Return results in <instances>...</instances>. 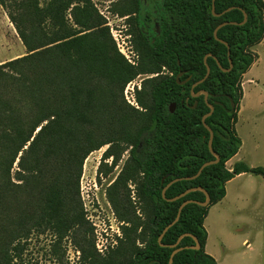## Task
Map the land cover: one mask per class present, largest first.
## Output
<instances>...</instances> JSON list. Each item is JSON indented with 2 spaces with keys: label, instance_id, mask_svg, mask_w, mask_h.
<instances>
[{
  "label": "trees",
  "instance_id": "obj_1",
  "mask_svg": "<svg viewBox=\"0 0 264 264\" xmlns=\"http://www.w3.org/2000/svg\"><path fill=\"white\" fill-rule=\"evenodd\" d=\"M0 6L26 50L0 63V264H12L19 255L14 240L26 239L34 228L54 235L52 254L59 263L66 238L79 251L80 264H168L174 248L161 246L158 236L184 200L202 202L205 194L197 189L166 198L192 187L204 188L209 204H186L160 242L174 244L189 233L199 248L187 247L195 242L183 236L171 264H217L205 251L209 207L224 197L235 175H261L264 181L262 166H226L241 146L234 127L240 79L256 58L251 48L264 37L263 0H214L215 13L231 7L220 16L212 13V0H125L117 13H153L157 23L148 38L131 29L136 66L117 50L93 0H0ZM244 12L247 20L239 24ZM224 21L237 24L220 27V41L213 30ZM207 53L209 75L192 88L206 72ZM139 73L156 75L142 80L135 107L122 90ZM209 104L213 111L205 123L219 161L191 178L215 159L202 123ZM106 144L98 173L109 157L111 169L125 150L128 156L106 190L121 237L100 254L78 182L84 159ZM14 162L18 183L10 175ZM175 178L163 198V187Z\"/></svg>",
  "mask_w": 264,
  "mask_h": 264
},
{
  "label": "rangeland",
  "instance_id": "obj_2",
  "mask_svg": "<svg viewBox=\"0 0 264 264\" xmlns=\"http://www.w3.org/2000/svg\"><path fill=\"white\" fill-rule=\"evenodd\" d=\"M124 1L93 0L109 27L117 50L130 64L136 66L139 55L134 47V36L129 31V26L125 24L123 16L115 11L122 7ZM4 13L0 6V63L26 52L14 26ZM129 33L133 37H130ZM256 49L261 59L240 79L244 97L234 127L241 140V146L238 155L227 163V167L235 161H242L249 166L264 167V46L255 45L251 48L257 57ZM154 75L156 74L139 73L128 81L122 90L124 101L132 106L137 105L136 94L141 88L142 80ZM132 86L134 99L130 96ZM126 89L128 98L134 104L126 100L124 94ZM107 147L108 144L92 151L84 159L78 182L79 199L94 227L95 246L100 254H106L110 247L118 243L117 237H121L119 227L121 223L113 212L106 190L118 176L128 156V150H125L111 169L109 166L112 157H109L105 160L107 166H103L102 172L98 173L101 156ZM16 165L14 162L10 175L12 181L18 183L14 175ZM133 187L128 183L131 200L134 199ZM204 227L208 234L206 252L216 259L217 264H264L262 176L244 173L227 184L226 197L209 207ZM54 239L50 230L38 231L35 228L26 239H15L14 244L17 250L19 249V255L13 258L12 264H80L79 251L74 248L71 240L66 238L61 244L64 259L59 263L52 254Z\"/></svg>",
  "mask_w": 264,
  "mask_h": 264
},
{
  "label": "water",
  "instance_id": "obj_3",
  "mask_svg": "<svg viewBox=\"0 0 264 264\" xmlns=\"http://www.w3.org/2000/svg\"><path fill=\"white\" fill-rule=\"evenodd\" d=\"M230 9H231V7L225 9V10L222 11L221 13H215V11H214V0H212L211 10H212V13H213L215 16H220L221 14H223L224 12H226V11H228V10H230ZM246 20H247V14H246V12H244V18H243V20H242L241 22H239V24H243ZM228 23L237 24V22H234V21H224V22H221L220 24H218V25L214 28V30H213V36H214L215 39L220 40V39L218 38V36H217V31H218V29H219L220 27H222L223 25L228 24ZM220 41H222V40H220ZM223 42H224V41H223ZM224 44L227 46L228 54H229V46H228V44H227L226 42H224ZM209 55H210V53H207V54L204 56V62H205V65H206V72H205L204 76H203L200 80H198L197 82L193 83V84H192V88H193L195 85H197V84L203 82L204 79L209 75L210 68H209V66H208V64H207V62H206V58H207V56H209ZM178 63H179V61H178ZM219 66H220V68H222V66H221L220 64H219ZM230 66H231V64H230ZM222 70H227V69L222 68ZM181 74H182V72H179V73L177 74L176 78L178 79L179 76H180ZM181 83H182V82H181ZM200 93H203V94H204V98H205V100H206V98H207V92L204 91V90H200ZM197 94H198V93H192V95H197ZM194 106H195V104H194ZM209 107H210L209 112L206 113V114H204V115L202 116V123L204 124V126H206V128H207L208 131H209L208 148H209L211 154L215 157V159H214V160H209V161L204 162V163L199 167V169L197 170L196 174L193 175L191 178H194V177L198 176V175L200 174V172L202 171V169H203L205 166H207V165H209V164H211V163H216V162L219 161V155L213 151V149H212V145H211L212 138H213V131H212V129H211L208 125H206V123H205V118H206L207 116H209V115L212 113V111H213V106H212L211 104H209ZM174 108H175V104H174V103L170 104V106H169L170 111H173ZM178 179H179V178H175V179L171 180L169 183H167V184L163 187V189H162V191H161V194H162V197H163V198H166V197H165V191H166V189L168 188V186H170L173 182H175V181L178 180ZM197 189H198V190H201V191L204 192V194H205V200L202 201V202H200V201H196V200H191V199L184 200V201L179 205V207H178V211H177V214H176L175 218H174L169 224H167V225L164 227L163 231H162L161 234L158 236V242H159V244H160L161 246H168V247H172V248H174V249L172 250L171 254H170L168 264H171V263H172V260H173V256H174V254H175L176 252H178L179 250L182 249V247H177V244L179 243L180 239H181L183 236H185V235H190V234H189V233L181 234V235L178 237L177 241H176L174 244H169V245H168V244H163V243L160 242V240H161L163 234L166 232V230H167L171 225H173V224L179 219V216H180L181 210H182V208H183L186 204H188V203H190V202H196V203H199V204H201V205H203V206H206V205H208L209 202H210V197H209V194L207 193V191H206L204 188H202V187H192V188H188V189L184 190L182 193H180V194H178V195H176V196H174V197H172V198H166L168 201H173V200H176V199H178V198H180V197H183L184 195H186V194L189 193L190 191H194V190H197ZM190 236L193 238L195 244H194V245L187 246V247H189V248H193V249H198V248H199L198 240L196 239V237H194V236H192V235H190Z\"/></svg>",
  "mask_w": 264,
  "mask_h": 264
},
{
  "label": "flooded vegetation",
  "instance_id": "obj_4",
  "mask_svg": "<svg viewBox=\"0 0 264 264\" xmlns=\"http://www.w3.org/2000/svg\"><path fill=\"white\" fill-rule=\"evenodd\" d=\"M123 18L125 19V24L129 26V31H131L132 28L137 29L147 36V38L157 30V23L153 13L142 12L138 14L133 12L132 14L128 13L124 15ZM129 35L133 37L130 33Z\"/></svg>",
  "mask_w": 264,
  "mask_h": 264
},
{
  "label": "crops",
  "instance_id": "obj_5",
  "mask_svg": "<svg viewBox=\"0 0 264 264\" xmlns=\"http://www.w3.org/2000/svg\"><path fill=\"white\" fill-rule=\"evenodd\" d=\"M264 2V1H263ZM5 14V13H4ZM6 16V15H5ZM256 46H264V37L262 38V40L256 45ZM256 51V54H257V57H256V59L254 60V62L252 63V65L250 66V68L258 61V60H260L261 59V55H260V53H259V51L256 49L255 50ZM250 68L246 71V72H248L249 70H250ZM245 72V73H246ZM245 73H243V75L245 74ZM242 75V76H243ZM248 80H251V79H248ZM249 83V82H248ZM243 97H244V91H243V96H242V99H243ZM241 99V100H242ZM240 103H241V101H240ZM239 110H240V108H239ZM239 112V111H238ZM238 153H239V150H238V152L234 155V156H232L227 162H226V165H227V163L228 162H230L236 155H238ZM236 162V161H235ZM234 162V163H235ZM233 166V164H231V165H229V167L228 168H231ZM242 174H244V173H240V174H238V175H235L232 179H230L229 181H227L226 182V184H225V195H224V197L223 198H225L226 197V195H227V184H229L233 179H235L236 177H238V176H240V175H242ZM206 246V245H205ZM205 251H206V247H205Z\"/></svg>",
  "mask_w": 264,
  "mask_h": 264
},
{
  "label": "built area",
  "instance_id": "obj_6",
  "mask_svg": "<svg viewBox=\"0 0 264 264\" xmlns=\"http://www.w3.org/2000/svg\"><path fill=\"white\" fill-rule=\"evenodd\" d=\"M139 87V86H138ZM130 96H132V98H133V92H134V86H132L131 88H130ZM127 92H128V90L126 89L125 91H124V94H125V98H126V100L129 102V103H131V104H134L133 102H131L130 101V99L128 98V95H127ZM134 99V98H133ZM136 103V102H135ZM135 106H137V105H135Z\"/></svg>",
  "mask_w": 264,
  "mask_h": 264
}]
</instances>
